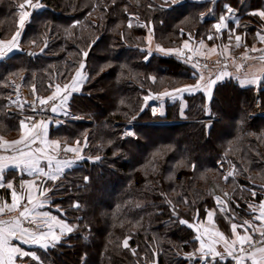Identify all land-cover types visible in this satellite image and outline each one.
Segmentation results:
<instances>
[{
    "label": "trees",
    "instance_id": "16d2710c",
    "mask_svg": "<svg viewBox=\"0 0 264 264\" xmlns=\"http://www.w3.org/2000/svg\"><path fill=\"white\" fill-rule=\"evenodd\" d=\"M37 2L42 7L29 9L18 48L0 60V135L18 137L23 120L5 112L11 79L22 78L39 103L55 85L68 84L81 62L89 79L65 107L90 121H50V140L61 149L81 147V159L43 184L53 186L50 206L73 231L55 247L33 249L39 260L21 264H188L183 257L190 254V264H203L194 258V232L179 221L191 224L214 210L216 225L228 235L230 223L250 217L247 208L259 203L264 186V90L226 80L214 86L210 101L202 91L183 93L166 98L157 115L145 97L194 85L193 65L165 50L187 40L216 43L207 36H215L224 5L244 14L240 0ZM22 3L0 0V41L20 30ZM228 170L233 175L225 181ZM22 179L15 177V185Z\"/></svg>",
    "mask_w": 264,
    "mask_h": 264
},
{
    "label": "snow or ice",
    "instance_id": "6c2138e0",
    "mask_svg": "<svg viewBox=\"0 0 264 264\" xmlns=\"http://www.w3.org/2000/svg\"><path fill=\"white\" fill-rule=\"evenodd\" d=\"M26 6H31L34 9H38L42 7V5L37 2L35 4L32 3V0H25V3L19 5V9H25ZM226 12L229 14L233 13V9L230 5L225 6ZM106 10V9H105ZM254 15H259L261 18H264V11L253 13ZM30 13L27 11L20 12L19 19V28L22 29L26 19L29 17ZM228 17L221 15L219 21L213 25L216 33L222 34L224 30L228 31V41L231 44L233 36H235L236 46H240L241 36L235 34L234 28H228L227 21ZM128 27H132L131 18L128 22ZM20 31H17L15 35L12 37L11 41L4 42L0 41V59L7 57L10 53L14 51V49L18 48V40L17 37L20 36ZM123 35V34H122ZM257 37L261 42H264V35L261 33H257ZM216 37L212 34L207 36L208 40H213ZM189 39H191V34H189ZM200 45L204 46V41H200ZM187 43L185 44V48H187ZM163 51V49H160ZM227 50V46H221V50L219 55L221 57L225 56V52ZM255 51V49H253ZM210 52H217V46H213ZM83 57H87L88 53L84 52ZM151 53L145 57L147 60ZM262 61H264V56L260 57ZM196 67V65H194ZM206 67V65H205ZM239 65H237V70H239ZM85 65L83 62L80 63L79 69L76 71L75 76L72 78L70 84H65L63 89H61L60 85H55V91L47 96L46 98H37L39 100L40 105H47L50 101L53 102L51 106V111L53 113L61 112L63 115H67L66 104L69 98L71 97L73 92L79 91V88L83 86V84L89 79V77L84 73L83 69ZM230 75L229 73L221 71L217 74L216 78H209L205 88L208 90L209 98H210V89L212 86L218 81L223 79L225 76ZM200 80L204 79L203 74L199 76ZM235 79L240 83L241 87L245 86H260V82L262 77L257 74H245L243 78L237 75ZM154 80V78H153ZM53 85L50 83L49 88H52ZM195 88L196 90H200L201 85L197 83L195 86H187L181 89H174L172 92H164L160 94L157 98L163 99V97H170L173 101L182 98V94L185 92L191 93V91ZM152 98L151 94L145 97V100ZM32 110L36 111L35 102L31 105ZM43 110V109H42ZM143 109H141L142 111ZM26 120H33V117H27ZM25 120L20 122V127L23 130L27 127ZM131 135V131L127 133ZM2 139V138H0ZM43 145V147L32 148L31 145L36 144ZM80 142L77 141V144ZM24 145V148L15 147L17 145ZM0 147H3L5 150L8 148H12L13 155L11 156H0V188L5 187L4 174L5 170L9 167L14 169H20L22 172L27 173L30 176L35 177H45L46 180H51L55 182L59 177L63 174V172L70 168L75 161L72 160H62L57 158L58 154L61 150V144L59 141H48L47 140V125L44 121H39L36 123H32L30 126V134L25 136L22 135L19 140H14L11 142L4 141L0 144ZM25 148L28 151H25ZM64 152H75L77 153L78 158L79 149L71 146H64L62 149ZM44 162L46 167H42L41 163ZM233 173L230 172L228 175L224 176V180L227 181ZM46 181H42L37 183L35 180L27 181V185L29 186V190L27 193V204L24 205L23 210L19 211L18 215L11 219H0V264H16V258L19 257L21 261H23L24 257H31L33 260H39V257L35 252L25 251L21 245H36L40 248L47 250L49 247H55L56 244L60 242V236L70 233L73 231V227L65 224L62 221H57L54 217H49L46 212H38L39 208H43L47 203L46 193L51 191L52 189L43 187V183ZM8 189H12L10 195L12 198V204L7 205V211L13 212L19 209V200H23L25 197L18 193L14 188L11 182L6 184ZM21 190L25 189V182H22L20 185ZM31 188H35L39 195L34 197L31 191ZM227 196V193H225ZM256 193L253 191L252 196L255 197ZM218 204H223L224 202L220 200L219 197L216 198ZM187 203V200H185ZM30 205V207H29ZM74 207H79V204H75ZM260 207L264 209V202H261ZM207 211V210H206ZM221 211H224V208L221 207ZM5 212V207L0 206V214ZM208 218H212V212L207 211ZM256 219L264 222V212H261L260 216L256 217ZM59 225L60 234H54L53 230V222ZM181 224H188V221L180 220ZM28 226H25V225ZM247 225V227H245ZM237 227H240L244 231V235H240L237 233ZM47 229V231L43 229ZM232 233L234 235V239H229L223 233L217 232L214 236L212 234L209 235L208 243L205 245V242L202 240L200 236L196 237V240L200 241V248L197 249V252L200 254V259L203 264H217V259L224 260L225 256L231 257L235 264H246V261H251V264H264V240L254 242L252 236L249 235V228H252V224L248 221H245L241 225H237L233 223L231 225ZM255 229H253V232ZM261 236H264V231L260 232ZM16 240L19 241V244H13L12 242ZM223 243L224 251L218 252L216 250V245ZM124 246L127 247V240L124 241ZM194 254H190V257Z\"/></svg>",
    "mask_w": 264,
    "mask_h": 264
},
{
    "label": "crops",
    "instance_id": "0c3cea01",
    "mask_svg": "<svg viewBox=\"0 0 264 264\" xmlns=\"http://www.w3.org/2000/svg\"><path fill=\"white\" fill-rule=\"evenodd\" d=\"M246 1H248V2L246 3ZM226 5L227 4L224 5V8H225ZM240 5L244 7L243 8L244 14L240 13V15H239L237 13V10L234 7H231L233 9V13L232 14L227 13L226 9L224 11V14H222V15L228 17V20L226 21L227 24H228V28H234L235 29V34L241 36L240 46L239 47L236 46L237 42L235 40V36H233L231 44H229L228 31L224 30V32L222 34H220V33H216L215 29H214V33H215V37H216V40H217L216 43H214V44H206L204 46H201L200 43L195 45V44H193L191 42L185 41V42L182 43L181 46L185 48V44L187 43V45H188L187 49H191L192 51H194L195 54L197 52L198 54H200L201 57L202 56H204V57L207 56L205 58H208V57L216 58V56L217 57L220 56L219 52L221 50V46H227V50L225 52V56L224 57H227V56H229V55H231L233 53H243L247 49H252V50L255 49V50H257V49L261 48L262 44H261V41L257 37V33H261L262 35H264V18H261L259 15H254L253 13H258V12L264 11V0H240ZM30 8H32V7L31 6H26V8L23 9V11H27V12L30 13V11H29ZM220 17H221V15L219 16V18ZM219 18H218L217 22L219 21ZM19 19H20V15H19ZM28 19H29V17L26 19L25 23L28 21ZM217 22H215V23H217ZM22 29H20L19 31L21 32ZM19 37H17V40H19ZM8 41H11V39L7 40V41H4V42H8ZM214 45L217 46V52L212 53L209 50ZM175 52L176 51H174V50L166 51V53H168L170 55L175 54ZM0 60H2V59H0ZM239 66H240L239 70H237V65L232 64V65H227L226 67H223V68L214 69V70H208L207 71L208 72L207 74H208L209 78H210V75H211V78H213V79H215L217 74L220 73L221 71L230 74V75L225 76L223 79L218 80L212 86V88L210 89V93H211L210 98H209L208 90H206V89L202 90L200 88V90H196L195 88H193L191 93H194L196 91H202L204 93V95H205L206 100L210 101L211 96H212V90H213L214 86L218 82H222V81H226V80L233 81L240 88L252 87L257 92L259 90L263 91L264 90V61H262V62H251L249 64L239 65ZM253 73L257 74V75H260L262 77L259 87H257V86L241 87L240 83L237 81V79H235V76H237V75H239V76H241V78H243V76L245 74H253ZM71 81L68 84H70ZM80 88H79V90H80ZM61 89H63V88H61ZM76 92H78V91H76ZM73 93H75V92H73ZM258 103H259V101H258ZM258 103H257V106H256L257 110L259 108L258 107ZM262 112H264V111H261L259 113H262ZM56 114L57 115H63L59 111ZM44 122L47 125V140L49 142L53 141V140H50L49 137H48L49 129H50V126H51V122H50V120H44ZM29 134H30V128L28 126L25 127L23 130L20 127L19 136L16 137V138L9 139V138H6V137H3V136L0 135V138H2V139H0V144H2L4 141L11 142V141H14V140H19L22 135L27 136ZM15 147L24 148V145L21 144V145L15 146ZM31 147L32 148L43 147V145H41V144H39V142H37L36 144L31 145ZM71 147L78 148L79 149L78 155H79V157H81V147L80 146H71ZM25 151H28V149L25 148ZM60 152H61V150H60ZM65 153L72 154L71 156H72V159H73L72 160V159L68 158V159H65V160L76 161V160L79 159L78 156H77V153H75V152H65ZM13 154L14 153L12 151V148H8L7 150H5L3 147H0V156H3V155L11 156ZM67 157H70V155H67ZM41 166L42 167H46L44 162L41 163ZM67 169H69V168H67ZM10 172H12V174L16 178L24 176L25 179L19 180L18 183L15 185V177H12L11 179L6 180V176ZM4 180H5V187L4 188H0V206H4L5 207V212L3 214H0V215L3 216L2 219H11V218L17 216L19 211L23 210L24 205L27 204V193H28V190H29V186L26 183L27 181L35 180L37 183H40L42 181H47L45 177L30 176L27 173L22 172L20 169H14L12 167H9L8 169L5 170ZM8 182H11L13 184V188L18 193H20L21 195H23L25 197L22 201L18 199L19 209L17 211H13V212H8L7 208H6L7 205H11L12 204V198H11V195H10L12 189H8L6 187V184ZM22 182H25V189H23V190H21V188H20V185H21ZM261 190H262L261 199H260L259 203L255 207H251L252 208V212L250 213V217L242 218V220H240L238 222L230 223L229 234L228 235H226L223 231H221L218 228V226L216 225L215 220H214V215H215L214 210H209L210 212H212V218L211 219L208 218V215L206 213L205 217L203 219L196 220V221H194L193 223L190 224V225H193L190 228L194 232L195 238L197 236H200L202 238V240L205 242V245H207V243H208L209 235L212 234L214 236L217 232L223 233L229 239H234L235 237H234V235L232 233L231 225L233 223H235V224H237L239 226V225L243 224L245 221H248L249 223L252 224V228H249L248 232H249V235L252 236V239L254 241L255 238H256V235L258 233H260L261 231H264V222H262L261 220L256 219V217L260 216L261 212H264V209H262L260 207L261 202H264V186L261 187ZM6 191L8 192V197H6L5 194H4V192H6ZM31 191H32V194H33L34 197L39 195L38 191L35 188H31ZM46 198H47V203L45 204V206L43 208H39L37 211L38 212H46V213H48L49 217H54L57 221H62L60 218H58L54 214L55 208L50 206V201H49V197H48L47 193H46ZM29 207H30V205H29ZM62 222H64V221H62ZM187 226L189 227L188 224H187ZM245 227H247V225H245ZM253 229H255L254 232H253ZM43 230L47 231L46 228L43 229ZM53 230H54V234H56V235L60 234L59 225L56 224L55 221L53 222ZM237 233H239L240 235H244V231L240 227H237ZM68 234L69 233H66V234L60 236V240L62 238H64L66 235H68ZM196 241H197L196 257H194V258H196V259L200 260V262H202L201 259H200V254L197 252V249L200 248V241H198V240H196ZM12 243L13 244H19L20 242L14 240ZM257 246H264V245H259L258 244ZM21 247L25 251H32V252H34L33 249L40 248V247H38L36 245H21ZM40 249H43V248H40ZM216 250L218 252H223L224 251L223 243L216 245ZM25 258H27V257H24V259ZM28 258H31V257H28ZM226 259L232 260L234 262V264H235V261L231 257H228V256H225L224 260H220V261H225ZM218 260H219V258H218ZM21 262L22 261L20 260V258L17 257L16 258V264H21ZM151 264H156V263L153 262ZM246 264H251V261H246Z\"/></svg>",
    "mask_w": 264,
    "mask_h": 264
},
{
    "label": "built area",
    "instance_id": "2783aa9c",
    "mask_svg": "<svg viewBox=\"0 0 264 264\" xmlns=\"http://www.w3.org/2000/svg\"><path fill=\"white\" fill-rule=\"evenodd\" d=\"M261 48L257 50L247 49L243 53H238L233 55L232 57H221L219 59H204L200 57H196L190 55L185 51H180L178 56L180 59L186 60L188 62H192L193 64L202 66L203 68L207 69H219L226 67L227 65H246L251 62H262L260 57L264 56V42H261ZM206 65V67H205ZM28 101V104L27 102ZM34 102L27 98L24 87H23V80L22 78L14 79L10 81V90L7 97V107L5 112L11 115H17L24 117L23 120H26L27 117H33V120L29 121L26 120L29 125L35 123L36 121H40L42 119H47L52 122L58 121L61 123H81V122H89V119H82L79 116L73 115L68 113L67 115H51L48 114V110L52 106L53 102H49L47 105H39L35 102L36 111L32 110L31 105ZM29 105L30 111H27L23 106ZM39 106V107H37ZM43 109V110H42ZM260 115H264V112L259 113ZM60 158L67 157V154L64 152L59 153L58 155ZM2 219V218H0ZM264 240V236H261L260 233L256 235L254 242Z\"/></svg>",
    "mask_w": 264,
    "mask_h": 264
},
{
    "label": "rangeland",
    "instance_id": "374dc122",
    "mask_svg": "<svg viewBox=\"0 0 264 264\" xmlns=\"http://www.w3.org/2000/svg\"><path fill=\"white\" fill-rule=\"evenodd\" d=\"M181 1H183V0H169V2L171 3V4H175V3H178V2H181ZM146 40H147V42H148V44H149V51L150 52H153L155 49H157V47H155V46H153V44L151 43V41H150V36L148 35V37L146 38ZM188 41V40H187ZM185 42V41H184ZM188 42H191V43H193V44H199L200 42H192V41H188ZM204 45H206V43H204ZM195 47V46H194ZM169 50H174V51H176L175 52V56H177L178 58H180L179 56H178V54H179V52L180 51H185V52H187V53H189L190 55H193V56H196V57H200V58H204V59H219V58H221V56H216V58H214V57H208V58H205V57H207V56H200V54H198L197 52H196V54L194 53V51H192L191 49H187V48H184V47H182V46H180L179 48H176V49H167V50H165V51H169ZM196 50V49H195ZM236 54H238V53H233V54H231V55H229V56H227V57H232L233 55H236ZM183 62H186L188 65H193V69H194V72H195V74L196 75H198V78H197V80L195 81V83H194V85L193 84H187L186 86H183V88H185V87H187V86H195L197 83H199L200 85H201V89L203 90V89H206L205 88V85H206V83H207V81H208V79H209V76H208V69L207 68H203L202 66H199V65H196V64H193L192 62H188V61H186V60H183V59H181ZM194 65H196V67H194ZM214 70V69H213ZM200 74H203V76H204V79L203 80H200L199 79V76H200ZM210 77H211V75H210ZM16 79H19V78H16ZM11 80H14V79H11ZM10 80V81H11ZM24 90H25V88H24ZM56 89H54V91H55ZM54 91H52V92H54ZM168 92H172V90H169ZM192 92V91H191ZM25 93H26V96H27V98L28 99H30L31 101H33V102H35L32 98H30L29 96H28V94H27V92H26V90H25ZM185 93H189V92H185ZM52 94V93H51ZM50 94V95H51ZM163 94V93H162ZM160 94H156V95H151L152 96V98H150V99H148V100H145V105H146V107L150 110V112L153 114V115H157V114H161L162 113V111H163V102H164V100L166 99V98H170V97H167V96H165V97H163V99L161 100V99H159V98H157L158 96H159ZM46 98V97H45ZM171 99V98H170ZM27 102V104H28V101H26ZM37 103V102H36ZM37 104H39L40 105V103H37ZM26 105H24L23 107L27 110V111H30V106L28 105L27 107H25ZM42 106V105H41ZM182 106H184L183 104H182ZM37 107H39V106H37ZM49 114H50V112L51 113H53L52 111H51V107H50V109L47 111ZM53 114H56V113H53ZM9 115H11V114H9ZM17 116V115H16ZM19 117V116H18ZM20 118H24V117H21L20 116ZM45 119H42V120H40V121H44ZM47 120V119H46ZM36 122H39V120L38 121H36ZM35 122V123H36ZM25 123H26V125H28V127L30 128V126L31 125H29L28 123H27V121H25ZM162 123H164V122H162ZM61 152H64V151H62V149H61ZM61 152H59V153H61ZM65 153V152H64ZM65 154H67V155H70V157H65V158H60L59 156L57 157V158H59V159H62V160H65V159H72V154H68V153H65ZM59 155V154H58ZM79 159H81V157L79 158ZM73 160V159H72ZM230 171L228 170L227 171V173H229ZM53 186H47V188H49V189H52L53 190V188H52ZM52 190L51 191H49V192H47V194H51L52 193ZM57 213H59V215H61V214H63V212L57 207ZM247 210H248V212L250 211V213L252 212V209H248L247 208ZM58 215V214H57ZM58 215V216H59ZM0 218H3V216L2 215H0ZM25 226H28L27 224L25 225Z\"/></svg>",
    "mask_w": 264,
    "mask_h": 264
},
{
    "label": "water",
    "instance_id": "95a60500",
    "mask_svg": "<svg viewBox=\"0 0 264 264\" xmlns=\"http://www.w3.org/2000/svg\"><path fill=\"white\" fill-rule=\"evenodd\" d=\"M190 256H184L183 259L186 260L188 262V264H190L193 260V258H189Z\"/></svg>",
    "mask_w": 264,
    "mask_h": 264
}]
</instances>
